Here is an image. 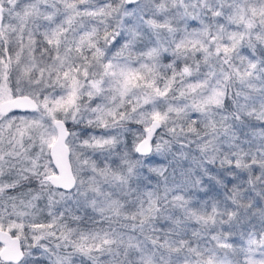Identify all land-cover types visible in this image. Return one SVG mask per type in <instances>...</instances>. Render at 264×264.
Instances as JSON below:
<instances>
[{
	"label": "snow or ice",
	"instance_id": "snow-or-ice-1",
	"mask_svg": "<svg viewBox=\"0 0 264 264\" xmlns=\"http://www.w3.org/2000/svg\"><path fill=\"white\" fill-rule=\"evenodd\" d=\"M0 264H264V0H0Z\"/></svg>",
	"mask_w": 264,
	"mask_h": 264
}]
</instances>
